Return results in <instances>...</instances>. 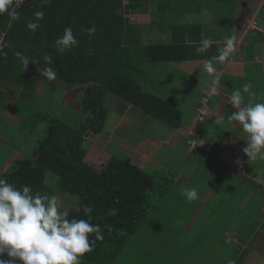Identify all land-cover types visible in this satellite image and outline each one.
Listing matches in <instances>:
<instances>
[{
    "label": "trees",
    "instance_id": "16d2710c",
    "mask_svg": "<svg viewBox=\"0 0 264 264\" xmlns=\"http://www.w3.org/2000/svg\"><path fill=\"white\" fill-rule=\"evenodd\" d=\"M137 1L51 0L45 4L43 0H24L17 21H10L7 14L0 16L1 45H6V55L0 57V80L20 84L25 92L32 93L35 87L31 83L41 79L55 91L77 89V98L80 96L77 105L83 119L77 126L55 113L37 110L32 114L34 126L45 127L43 135L33 152L15 161L1 176L17 188L28 185L34 194L49 196L54 190L50 181L55 177H50L49 184L46 180L52 173L59 177L55 182L63 191L79 198V207L70 211L69 219H88L83 206L93 209L90 222L101 226L103 240L96 241L94 250L83 256L82 264H113L157 209L149 195L157 186L154 177L133 159L115 156L96 166L88 157L86 141L105 130L107 97L118 98L170 131L179 127L183 117L178 93L163 94L161 84L153 89L144 65L149 61H184L186 57L180 54L190 47L177 46L178 42L144 46L142 40H133L131 33L137 27L131 24L129 14L136 9ZM36 11H43L44 18L33 33L27 23L34 20ZM93 24L97 31L89 36L84 29ZM69 26L79 44L60 54L55 40ZM17 51L38 59L39 64L30 63L25 70L14 55ZM45 55L53 57L51 67L57 71L54 81L41 77L37 70L45 66ZM110 209H116L117 214L109 215ZM90 238L95 239V234ZM4 258L8 259L6 255ZM242 259L236 250L234 263L240 264Z\"/></svg>",
    "mask_w": 264,
    "mask_h": 264
},
{
    "label": "crops",
    "instance_id": "0c3cea01",
    "mask_svg": "<svg viewBox=\"0 0 264 264\" xmlns=\"http://www.w3.org/2000/svg\"><path fill=\"white\" fill-rule=\"evenodd\" d=\"M129 17L131 24L137 27L131 33L133 40H142L144 46L160 47L178 42L177 46L190 47V51L180 54L186 57L184 61H149L144 67L148 73L147 81L153 82V89L161 84L163 94L175 91L181 100V123L175 131H170L172 141L165 144L171 145L174 141L175 145L169 148L185 149L182 154L187 162L198 155L200 165L207 169L206 175L198 178L199 172L195 174L193 170L182 169L180 171L185 175L176 182L180 188H192L196 180L209 179L202 185L206 188L203 190L205 196L195 210L197 217L201 218V207L209 199L213 204L205 214L207 222L208 217L220 218V222L213 220L207 224L211 226L192 228L196 233L201 229L209 230V239L200 245L207 255L196 257L202 262L196 260L195 264H215V259L232 264L238 249L243 257L240 264H264V160H252L246 156L243 148L247 146V134L238 122L229 119L235 111L230 102L231 93L235 89L242 90L245 83L250 82L255 93L252 97L244 94L245 102H264V0H139ZM206 38L211 39L212 46L205 52H198ZM230 38H234L235 53L225 62L215 61L213 58ZM209 62L214 69L212 73L207 71ZM31 87L35 89L32 93L27 92L34 98L30 106L45 114L60 108L57 104H50L47 112L48 109L38 103L37 94H41L44 88L49 92L53 86L40 79L37 83L32 82ZM25 91L20 84L0 80V95L5 96L3 105L8 108L6 113L0 110V133L10 131L9 139L0 135V144L9 147L0 150V163L5 165L10 161L9 168L14 166L16 156L25 157L35 150L45 129L43 126H27L29 108L20 102ZM72 92L61 93V106H70L65 102L68 103ZM52 96L58 103L59 97L54 99ZM110 97L121 103L112 95L107 97L108 118L114 114L126 117L135 110L129 105L126 109L123 106L119 109L120 105L110 103ZM115 128L118 131V126ZM147 149V153L140 157L142 161L137 163L146 173L150 166L146 162L149 159L153 162L152 155L161 148L149 144ZM118 155L119 152L113 157ZM225 178L229 179L227 185L240 191L235 198L230 197L232 192L227 191L226 185H218ZM184 227L181 233L190 234L191 227L189 230ZM232 229L236 234L234 247L229 235Z\"/></svg>",
    "mask_w": 264,
    "mask_h": 264
},
{
    "label": "rangeland",
    "instance_id": "374dc122",
    "mask_svg": "<svg viewBox=\"0 0 264 264\" xmlns=\"http://www.w3.org/2000/svg\"><path fill=\"white\" fill-rule=\"evenodd\" d=\"M50 90L48 92L44 88L41 94H37L39 98L38 103L43 104L48 109L47 112L49 111L50 104H57L60 108H57L58 111L56 109L54 113L58 117H67L68 122L72 126H77L78 120L83 119L76 102L77 92L73 91L71 96H67L68 103L65 102V105L68 104L70 106H61L59 103L63 101V97L60 96V90ZM46 93H48V96H45ZM14 94L17 93L14 92ZM52 95H54V99L59 97L58 103L57 100L53 101ZM9 97L11 98V95ZM33 99L32 95L27 92L21 94L20 102L23 104L26 103V106L29 108L27 126H34L31 116L37 113V110L30 106L33 104ZM109 99L111 104L115 103L114 105L116 106L120 105L119 109L121 106L125 109L127 108L126 103L122 101L119 103V101L111 97ZM3 101L5 102V96L0 95V110L2 109L6 113L8 108L3 105ZM48 113L53 112L49 111ZM111 113L112 111H110ZM62 114L64 115L62 116ZM119 117L114 114L112 118H107L104 133L100 136L89 138L86 141L84 148L88 152V157L92 160L93 165L99 166L101 163L111 159L117 152H119L117 157L121 159L131 158L135 163H139V161H142L140 157L145 152L147 153L149 144H153L154 146L158 145L161 149L152 155L153 162L150 159L149 162H146L147 165H150L146 169L147 173L153 175L155 186L157 185L155 190L151 193L149 192L150 202L157 209L137 235L127 244L121 255L117 257L118 261L116 260L113 264H195L196 257L207 255V251L205 249L203 250L204 247L201 248L200 245L203 241L209 239L207 238L209 230L204 229L202 231L201 229V232L196 233L192 228L194 226H211L207 224L213 220L220 222V218L208 217L209 220L207 222L205 214L209 213L213 204V201L209 199L201 207V218L197 217V211L195 210V207L201 204L205 196L203 190L206 188L205 186L202 188V185L207 183L209 179L203 178L201 181L196 180L193 182L192 185L197 189L198 198L191 202L182 194L183 189L186 187L180 188L176 180L185 175L184 172L180 171L182 169L193 170L195 174L199 172L200 175L197 178L202 175L205 176L207 169H205L204 165H200L198 155L192 161L187 162L184 153L182 154V150L185 149H182V147L181 149L179 147L169 148V146L175 145L174 141L171 145L165 144L169 140L172 141L169 136L170 130L154 122V120L147 117L143 112L135 109L128 116ZM107 122L108 124H106ZM113 126H118V131ZM9 132L8 130H2L0 135H5L4 138H8ZM123 142L124 144H122ZM8 148H6L5 144H0V150H6ZM21 159L22 157L16 156L15 161ZM9 162H6L5 165L4 163H0V179H4L1 176L3 172L9 171V167H11V163ZM50 177L55 178L54 181H50L54 190L50 192L49 197H55L58 210L60 212H67L69 216L72 209H78L79 198L76 195L63 191L55 182L59 180V177L52 173L48 174L46 180L48 184ZM228 180L225 178V180H221L223 185L221 183L218 185H226L227 191L232 192L230 197L235 198L239 195L240 191H237L238 188L235 186L231 187L230 184L227 185ZM183 226L187 230L191 227L190 234L182 232L184 236L181 233ZM234 233L235 229H232L229 233L233 247L236 243V234L234 235ZM191 235H193L192 238ZM197 261L202 262V259H198ZM214 263L223 264L221 259H215Z\"/></svg>",
    "mask_w": 264,
    "mask_h": 264
},
{
    "label": "clouds",
    "instance_id": "9594fccd",
    "mask_svg": "<svg viewBox=\"0 0 264 264\" xmlns=\"http://www.w3.org/2000/svg\"><path fill=\"white\" fill-rule=\"evenodd\" d=\"M45 4L51 0H43ZM24 0H0V16L7 14L10 21L20 18L19 9ZM34 20L27 23L31 32L40 28V21L44 18L43 11L33 13ZM89 36H93L97 28L93 24L84 29ZM79 40L74 35L72 27H65L62 36L55 40V48L60 54L71 51L78 46ZM212 46L211 39H204L198 52H205ZM6 45H0V57ZM236 51L234 38L219 49V54L213 59L218 62L227 61ZM15 57L26 70L30 63L39 64V60L15 52ZM45 66L37 69L41 77L48 81L57 78V71L51 65L54 60L51 55L43 57ZM207 71H214L212 63L207 65ZM217 83V87H218ZM215 92V88L213 89ZM255 96L252 84L245 83L241 89H235L230 96V102L235 111L230 120L238 122L247 134V146L243 152L249 159L264 160V102H245V96ZM188 201L198 198L196 188H184L183 193ZM83 211L88 219H69L67 212H60L55 197L33 193L28 185L17 188L15 184L0 179V264H82V258L95 248L96 241L103 240V230L99 224L90 222L93 209L87 205ZM109 215L117 214L116 209H110ZM95 234V239H91ZM8 259H4V256Z\"/></svg>",
    "mask_w": 264,
    "mask_h": 264
},
{
    "label": "built area",
    "instance_id": "2783aa9c",
    "mask_svg": "<svg viewBox=\"0 0 264 264\" xmlns=\"http://www.w3.org/2000/svg\"><path fill=\"white\" fill-rule=\"evenodd\" d=\"M2 41H3V37L0 36V45H1Z\"/></svg>",
    "mask_w": 264,
    "mask_h": 264
}]
</instances>
